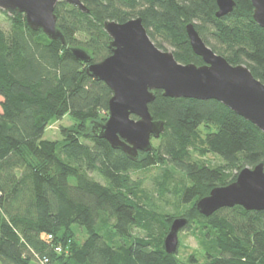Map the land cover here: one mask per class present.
<instances>
[{
	"label": "trees",
	"instance_id": "16d2710c",
	"mask_svg": "<svg viewBox=\"0 0 264 264\" xmlns=\"http://www.w3.org/2000/svg\"><path fill=\"white\" fill-rule=\"evenodd\" d=\"M82 2L89 12L65 1L55 7L66 46L31 29L24 13L2 11L10 27H0V264H43L44 257L47 264H264V210L236 205L205 216L196 208L213 187L264 163V132L216 99L157 89L149 110L165 130L152 137V151L133 160L93 134L92 122L109 116L113 91L86 71L112 53L106 20L141 17L155 44L167 50V42L179 62L204 63L186 31L192 22L216 53L264 82V28L252 0H235L221 17L217 0ZM71 46L91 61L77 59ZM67 114L74 122L61 127L62 141L44 138ZM156 166L157 192L175 197L173 210L155 204L132 175ZM179 216L189 218L182 230L198 242L186 259L183 240L173 254L164 246Z\"/></svg>",
	"mask_w": 264,
	"mask_h": 264
},
{
	"label": "water",
	"instance_id": "95a60500",
	"mask_svg": "<svg viewBox=\"0 0 264 264\" xmlns=\"http://www.w3.org/2000/svg\"><path fill=\"white\" fill-rule=\"evenodd\" d=\"M59 1L89 12L82 0H0V9L10 15L24 13L31 29L42 30L50 39L66 46L55 13ZM252 3L253 18L264 28V0H252ZM217 4L216 15L221 17L232 12L236 2L217 0ZM104 27L111 37L112 53L90 63L86 71L113 91L107 120L92 122L93 134L106 139L113 148L121 149L133 160L139 159L140 151H152V137L159 138L165 130L164 121L155 120L149 110L157 89L170 97L216 99L264 132V82L247 65L232 64L216 53L192 22L186 25V31L192 49L202 57L203 64L179 62L172 51L157 46L141 17L125 22L108 19ZM69 50L77 59L91 61L90 54L82 47L71 46ZM236 205L247 210H264V163L245 166L234 181L213 187L196 202V208L205 216ZM188 223L186 216L172 220L164 239L167 253L178 250L180 232Z\"/></svg>",
	"mask_w": 264,
	"mask_h": 264
},
{
	"label": "rangeland",
	"instance_id": "374dc122",
	"mask_svg": "<svg viewBox=\"0 0 264 264\" xmlns=\"http://www.w3.org/2000/svg\"><path fill=\"white\" fill-rule=\"evenodd\" d=\"M3 10L0 9V27L7 30L10 27V22L5 16ZM164 48H167V50H172V47L167 43L163 42ZM3 100V97L0 95V102ZM1 111V106H0ZM74 122L73 118L70 115H65L62 119L55 120L52 123H50L47 128L45 129L44 138L51 139V140H58L62 141L63 135L61 132L62 126H70ZM152 143L154 144V139H152ZM208 161H212L214 163H220L221 159L214 155L209 154L207 156ZM159 171V167H151L147 169H139L132 173L133 177L135 179L142 178L144 181L143 186L148 190L150 196L152 197L153 202L155 204L163 206L169 210H173V203L175 202V197L173 195H169L166 198H161L157 192L156 188V180H154L155 175ZM93 176L101 181L104 182L103 178L97 175L96 173L93 174ZM183 175L179 173V177H182ZM185 176H183L184 178ZM135 233L137 234H143V231L140 229H135ZM180 239L183 240L184 246L180 247L179 255L181 258L186 259L187 255L193 251V249H196L198 247V242L194 235L191 234L188 230H182L180 232ZM188 247V248H187ZM2 264V263H1Z\"/></svg>",
	"mask_w": 264,
	"mask_h": 264
},
{
	"label": "built area",
	"instance_id": "2783aa9c",
	"mask_svg": "<svg viewBox=\"0 0 264 264\" xmlns=\"http://www.w3.org/2000/svg\"><path fill=\"white\" fill-rule=\"evenodd\" d=\"M50 238L52 237L51 235L49 236ZM48 258L47 257H44L43 259H41V262L43 263V264H47L48 263Z\"/></svg>",
	"mask_w": 264,
	"mask_h": 264
}]
</instances>
